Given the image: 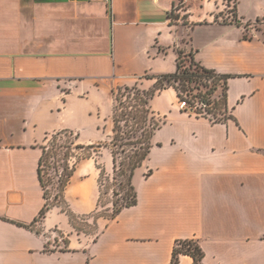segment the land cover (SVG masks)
Segmentation results:
<instances>
[{
    "label": "crops",
    "instance_id": "0c3cea01",
    "mask_svg": "<svg viewBox=\"0 0 264 264\" xmlns=\"http://www.w3.org/2000/svg\"><path fill=\"white\" fill-rule=\"evenodd\" d=\"M176 1L0 0V264H169L186 238L202 264H264V0H235L238 24L215 19L222 0H190L180 14ZM178 47L229 76V117L189 113L174 87L158 91L149 104L162 123L132 176L136 203L94 217L113 159L108 146L82 148L64 204L37 219L45 135L105 143L112 90L152 87L146 76L173 73Z\"/></svg>",
    "mask_w": 264,
    "mask_h": 264
},
{
    "label": "trees",
    "instance_id": "16d2710c",
    "mask_svg": "<svg viewBox=\"0 0 264 264\" xmlns=\"http://www.w3.org/2000/svg\"><path fill=\"white\" fill-rule=\"evenodd\" d=\"M176 70L173 73H162L155 76H146L155 78V82L150 88H142L137 82L133 85L117 86L112 90L113 94V111H112V136L105 143L88 145L84 147L81 144H75L77 149H86L89 152L96 151L102 146H108L111 150L113 159V171L115 176H120V183L126 186L122 203L115 205L111 211L110 217L117 214L123 207L136 203V190L132 184L134 170L142 164L147 157L152 146L151 137L155 130L161 126V119L157 118L150 108L151 98L160 90L166 87H174L178 93L179 99L182 93L190 95L191 98L197 99L204 104L207 112L215 111L218 108V101L212 99V95L220 85L223 89L222 104L225 107V90L226 80L229 77L225 74H219L216 71L204 67L194 58L192 50H184L178 47L176 49ZM178 99V100H179ZM223 117L214 116V121L228 118L225 112H221ZM76 134L67 129L56 130L45 135L49 138L48 144L40 145L41 155L38 160V178L43 189L45 203L39 212L37 219L45 216L47 211L55 204H64L63 194L67 183L75 169L76 161L73 164L65 162L62 165V172L57 179L56 193L54 200L50 201L46 189L45 174L49 168L56 169L57 160L51 158L57 154L58 148L67 147L60 144L57 140L64 136ZM118 147L121 152L125 153L123 159L119 160ZM129 151V152H127ZM68 152H65L67 154ZM78 160V159H77ZM102 169V168H101ZM103 171L100 170L98 184L100 187L101 176ZM53 183L52 178H50ZM100 190V189H99ZM100 192V191H99ZM99 205V202H98ZM71 218H73L71 216ZM180 254H188L193 259V264H202L203 251L194 238L177 239L174 242L172 258L169 264H177Z\"/></svg>",
    "mask_w": 264,
    "mask_h": 264
},
{
    "label": "rangeland",
    "instance_id": "374dc122",
    "mask_svg": "<svg viewBox=\"0 0 264 264\" xmlns=\"http://www.w3.org/2000/svg\"><path fill=\"white\" fill-rule=\"evenodd\" d=\"M222 94H223V89L221 86H219L217 90L214 92V94L212 95V99L218 101V103L220 102L218 104V108L215 111L207 113L202 107H200V105H198V110L203 113H207L213 117L214 116L218 118L223 117V115L221 114V112L222 113L224 112L223 104H222V99H223ZM110 136H112V133ZM48 140L49 138L47 139L44 138L43 141L41 142V145L48 144ZM108 140H110V138ZM57 141L62 145H66L67 147H63L62 149L61 148L57 149V154L54 156V158L53 157L51 158V160L58 159L57 160L58 162L56 165L57 168L56 169L49 168L47 171V174H45V181L47 185L46 189L48 191V197L50 201L54 200V194L56 193V185L58 183L57 179L59 178L60 173L62 172V165L65 162H68V164H73L75 161H77V159H79L80 157L86 154L84 151H80L79 149L75 147V144L77 143V138L75 135L64 136V137L59 138ZM120 150L121 148L118 147V152H120L119 153L120 156L118 158L119 160L123 159L125 156V153L121 152ZM65 152H68V153L65 154ZM90 155L94 156V153L91 152ZM99 167H101V165H99ZM100 170L103 171V174L101 176V184L99 187L100 189L99 190L100 191L99 192V206H98L97 211L94 213V217H98L99 215L109 217L111 215V211L113 210L114 204L118 205L122 203L121 198L123 197L126 191V186H123V184L120 183L122 177L115 176L114 178L113 169L110 172H106L103 168ZM50 178H52L53 183H51ZM79 218H78V223H77L78 227L83 228L93 234L96 232V227L93 224L92 216H89V217L82 216Z\"/></svg>",
    "mask_w": 264,
    "mask_h": 264
},
{
    "label": "built area",
    "instance_id": "2783aa9c",
    "mask_svg": "<svg viewBox=\"0 0 264 264\" xmlns=\"http://www.w3.org/2000/svg\"><path fill=\"white\" fill-rule=\"evenodd\" d=\"M188 1L190 0H177L173 5L171 12L179 13V14L181 12H184V10L187 7ZM215 19L220 22L238 24L239 20L235 13V0H222V2L219 4L217 8V11L215 12ZM255 23L256 21L251 23L249 26L253 27ZM181 94L183 97L178 100L179 109L187 111L189 113H193L197 115H206V116H210V118H214L213 116L207 114L209 112L205 110L204 104L200 103L197 99L191 98V96L187 95L186 93L181 92ZM198 105H200V107H202L207 113H203L199 111Z\"/></svg>",
    "mask_w": 264,
    "mask_h": 264
}]
</instances>
